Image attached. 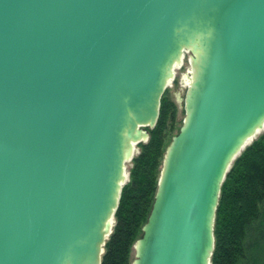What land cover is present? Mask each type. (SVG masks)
Listing matches in <instances>:
<instances>
[{
	"label": "water",
	"instance_id": "water-1",
	"mask_svg": "<svg viewBox=\"0 0 264 264\" xmlns=\"http://www.w3.org/2000/svg\"><path fill=\"white\" fill-rule=\"evenodd\" d=\"M184 50L132 264H211L225 173L264 130V0H0V264H100Z\"/></svg>",
	"mask_w": 264,
	"mask_h": 264
},
{
	"label": "trees",
	"instance_id": "trees-1",
	"mask_svg": "<svg viewBox=\"0 0 264 264\" xmlns=\"http://www.w3.org/2000/svg\"><path fill=\"white\" fill-rule=\"evenodd\" d=\"M165 89L155 125L149 137L136 144L139 151L130 163L129 179L120 190L114 224L105 239L100 264H130V252L141 236L158 182V166L165 147L168 125L173 123L176 105ZM256 223L257 235L264 225V132L233 159L221 184L214 218V249L211 264H237L244 258L248 228Z\"/></svg>",
	"mask_w": 264,
	"mask_h": 264
},
{
	"label": "rangeland",
	"instance_id": "rangeland-1",
	"mask_svg": "<svg viewBox=\"0 0 264 264\" xmlns=\"http://www.w3.org/2000/svg\"><path fill=\"white\" fill-rule=\"evenodd\" d=\"M184 51H187L188 53H185V55L183 56L184 58H181L180 62L177 63V65H175L176 67L174 66L173 77L167 82L165 88L167 90L166 93L167 97L176 105V113L173 123L168 125V129L166 132V140H165V147L163 150V156L161 157L160 164L158 166V173H157L158 180L160 177V173L163 165V159L165 156L167 146L172 136L178 132L184 119V97L190 82V77L192 76V72H193L191 59H190V63L188 62V56H190V52L188 50H184ZM261 132H264V130H262ZM138 151L139 149L137 147L136 150L134 151L133 156L137 154ZM131 159L125 162L126 179L124 180V182H127L129 179L128 168L131 165L130 163ZM260 229L262 230L263 235L256 236L258 230L257 224L254 223L248 228V233L244 240L245 257L240 258L237 264H264V225H262ZM141 232H142V227H141ZM134 244L130 252V264H132V260L134 257Z\"/></svg>",
	"mask_w": 264,
	"mask_h": 264
},
{
	"label": "built area",
	"instance_id": "built-area-1",
	"mask_svg": "<svg viewBox=\"0 0 264 264\" xmlns=\"http://www.w3.org/2000/svg\"><path fill=\"white\" fill-rule=\"evenodd\" d=\"M185 53H188L187 51H184L183 52V55H182V58H184L183 56L185 55ZM190 56H188V62L190 63V58H189Z\"/></svg>",
	"mask_w": 264,
	"mask_h": 264
},
{
	"label": "bare ground",
	"instance_id": "bare-ground-1",
	"mask_svg": "<svg viewBox=\"0 0 264 264\" xmlns=\"http://www.w3.org/2000/svg\"><path fill=\"white\" fill-rule=\"evenodd\" d=\"M177 65V64H176ZM176 67V66H175ZM188 85V84H187ZM126 179V178H125Z\"/></svg>",
	"mask_w": 264,
	"mask_h": 264
}]
</instances>
